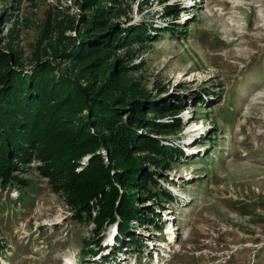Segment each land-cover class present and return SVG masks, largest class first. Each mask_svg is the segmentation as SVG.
I'll use <instances>...</instances> for the list:
<instances>
[{"label":"rangeland","instance_id":"obj_1","mask_svg":"<svg viewBox=\"0 0 264 264\" xmlns=\"http://www.w3.org/2000/svg\"><path fill=\"white\" fill-rule=\"evenodd\" d=\"M77 2L0 0V49L12 46L25 71L36 55L57 67L52 51L84 14ZM166 5L178 16L168 18ZM120 9L118 27L145 21L158 32L116 53L133 67L127 79L184 100L182 128L168 137L184 159L159 171L175 199L157 208L162 230L133 225L136 247L125 238L111 250L110 226L102 250L82 257L92 225L70 220L32 163L20 175L26 189L0 190V264H264V0H123Z\"/></svg>","mask_w":264,"mask_h":264},{"label":"trees","instance_id":"obj_2","mask_svg":"<svg viewBox=\"0 0 264 264\" xmlns=\"http://www.w3.org/2000/svg\"><path fill=\"white\" fill-rule=\"evenodd\" d=\"M121 3L77 2L84 14L76 35L52 51L57 67L36 55L25 71L12 46L0 49V190L26 189L29 183L20 175L38 163L37 174L62 199L70 220L92 225L82 257L102 250L104 233L113 225L118 236L111 250L125 238L131 243L126 249L136 247L133 225L161 232L157 208L175 199L161 185L167 179L159 171L185 156L168 141L182 128V97L165 101L158 97L164 91L144 92L127 79L133 67L116 56L152 42V31L158 33L145 21L118 27ZM164 12L173 18L179 10L166 5Z\"/></svg>","mask_w":264,"mask_h":264},{"label":"bare ground","instance_id":"obj_3","mask_svg":"<svg viewBox=\"0 0 264 264\" xmlns=\"http://www.w3.org/2000/svg\"><path fill=\"white\" fill-rule=\"evenodd\" d=\"M116 238V237H115ZM116 243V242H115ZM107 248V247H106Z\"/></svg>","mask_w":264,"mask_h":264}]
</instances>
